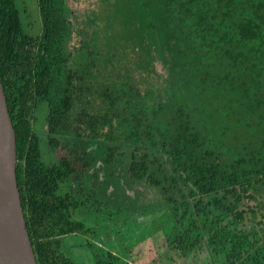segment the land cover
Masks as SVG:
<instances>
[{
  "label": "trees",
  "instance_id": "obj_1",
  "mask_svg": "<svg viewBox=\"0 0 264 264\" xmlns=\"http://www.w3.org/2000/svg\"><path fill=\"white\" fill-rule=\"evenodd\" d=\"M19 1L0 0V82L37 263L78 264L79 247L93 264H135L158 226L154 264H261L264 0H155L159 60L95 73L71 62L66 0H37L38 35ZM104 227L120 235L111 247Z\"/></svg>",
  "mask_w": 264,
  "mask_h": 264
},
{
  "label": "rangeland",
  "instance_id": "obj_2",
  "mask_svg": "<svg viewBox=\"0 0 264 264\" xmlns=\"http://www.w3.org/2000/svg\"><path fill=\"white\" fill-rule=\"evenodd\" d=\"M19 4L22 12L26 9L23 16L29 32L38 35L41 24L37 0H20ZM154 4L155 0H66V16L70 18L72 25L65 45L69 52H75L71 62L75 63L76 68L89 64V73H95L98 68L104 70L109 62L114 63L115 67L127 66L130 63L144 66L146 63L152 64L154 59L159 60L166 40L161 34L166 29L157 18L158 9ZM84 35L89 37V44L88 48L81 50L80 42ZM158 69L161 70L162 66L158 65ZM147 70L149 72L150 68ZM45 125L46 109L41 106L37 111L36 131L44 133ZM41 148H44L46 159L50 160L51 156H48L45 144L42 143ZM102 214L101 220L104 216ZM157 229L158 233L148 234L149 239L137 243L135 252L138 257L135 264H154L152 262L157 258V254H163L166 249L163 243L166 235L162 228L157 226ZM100 232L107 241L105 246L111 245L107 235H111L115 240L120 238V235L107 231L105 227L101 228ZM86 238L91 241L93 236ZM121 240L125 241L124 244L132 243L130 239H125V235H121ZM74 253L75 256L83 255L82 259H76L78 264H93V260L88 256L90 253L85 248L76 247ZM162 264L168 263L165 261ZM197 264L206 262L202 259L197 261Z\"/></svg>",
  "mask_w": 264,
  "mask_h": 264
},
{
  "label": "water",
  "instance_id": "obj_3",
  "mask_svg": "<svg viewBox=\"0 0 264 264\" xmlns=\"http://www.w3.org/2000/svg\"><path fill=\"white\" fill-rule=\"evenodd\" d=\"M17 135L0 82V264H38L16 176Z\"/></svg>",
  "mask_w": 264,
  "mask_h": 264
},
{
  "label": "flooded vegetation",
  "instance_id": "obj_4",
  "mask_svg": "<svg viewBox=\"0 0 264 264\" xmlns=\"http://www.w3.org/2000/svg\"><path fill=\"white\" fill-rule=\"evenodd\" d=\"M251 205L254 207V221L256 222V224L262 221V224L257 226V228L262 238H264V194H258V199L256 201L251 202ZM263 244L264 241L262 242V245ZM255 250L256 249H254V251ZM258 252L261 253V264H264V245L263 250Z\"/></svg>",
  "mask_w": 264,
  "mask_h": 264
}]
</instances>
